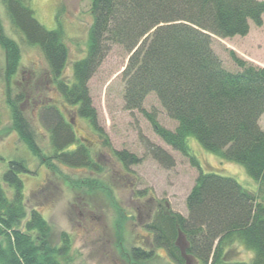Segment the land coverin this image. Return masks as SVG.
<instances>
[{
	"label": "trees",
	"instance_id": "1",
	"mask_svg": "<svg viewBox=\"0 0 264 264\" xmlns=\"http://www.w3.org/2000/svg\"><path fill=\"white\" fill-rule=\"evenodd\" d=\"M2 1L14 30L28 45L42 51L57 93L77 106L78 115L91 125L96 127V117L87 81L113 45L129 56L122 71L125 108L142 111L144 98L153 93L176 122L174 130H168L152 113L144 112L156 135L199 171L185 200L187 216L158 210L147 223L152 244L164 247L178 264H184L186 258L201 264H264V200L258 199L264 194V130L259 126L264 112V68L247 65L229 51L240 70H226L211 46L212 35L243 36L250 22L261 25L264 0H90L92 23L86 53L73 62L70 82L59 79L68 57L61 32L47 30L36 20L31 0ZM0 45L9 78L16 71L20 50L3 33L1 24ZM15 101L18 97L13 103L7 100L12 128L52 173L61 175L51 163L54 160L68 167L98 169L88 146L77 139L71 122L54 106L42 116L49 136V149L44 153ZM188 136L219 158L241 165L258 183V194L232 177L203 171L191 153ZM153 152L158 161L173 164L162 149ZM114 154L124 165L139 161L126 150ZM28 173L21 159L9 160L1 173L0 264L67 262L68 237L62 234L61 244L51 246L50 228L42 214L35 208L27 211L21 174ZM178 238L183 247L176 244ZM238 246L252 253L249 262L231 260V252H239ZM130 254L134 260L151 257L143 249L133 248Z\"/></svg>",
	"mask_w": 264,
	"mask_h": 264
},
{
	"label": "rangeland",
	"instance_id": "2",
	"mask_svg": "<svg viewBox=\"0 0 264 264\" xmlns=\"http://www.w3.org/2000/svg\"><path fill=\"white\" fill-rule=\"evenodd\" d=\"M36 20L47 30H59L67 47L68 57L59 79L73 80V62L84 58L88 30L92 23L90 0H31ZM0 24L3 33L17 42L19 59L15 73L5 75V52L0 45V177L7 162L21 159L30 170L21 174L27 211L37 209L49 225L48 242L61 244L65 234L70 242L67 262L62 264H178L162 246L152 244L153 233L147 223L155 212H176L187 216L185 200L198 175L197 167L180 152L172 149L153 130L144 112L152 113L157 122L174 130L176 122L159 104L153 93L142 102V111L126 109L123 101L122 71L128 54L113 45L104 55L87 81V92L95 110L96 127L78 115L75 105L68 104L57 93L56 83L49 74L48 63L37 46L28 45L11 26L0 0ZM211 46L229 71L239 69L229 51L247 65L264 68V13L261 25L249 23L246 35L211 36ZM22 111L35 132V140L47 154L48 123L44 111L54 106L70 121L77 139L90 149L97 170L68 167L52 161L61 173H52L20 140L12 128L8 98ZM259 126L264 130V112ZM188 146L203 171H216L235 179L244 189L258 194V183L244 168L205 150L192 136ZM162 149L173 160L169 165L154 157ZM134 154L138 163L124 165L114 151ZM43 153V154H44ZM47 156V155H44ZM83 182L75 185L66 182ZM65 180V181H64ZM258 199L264 200V194ZM183 247V240L176 239ZM150 254L147 260H134L132 249ZM231 260L249 262L252 253L238 246ZM184 264H201L186 258Z\"/></svg>",
	"mask_w": 264,
	"mask_h": 264
},
{
	"label": "flooded vegetation",
	"instance_id": "3",
	"mask_svg": "<svg viewBox=\"0 0 264 264\" xmlns=\"http://www.w3.org/2000/svg\"><path fill=\"white\" fill-rule=\"evenodd\" d=\"M156 213V212H155Z\"/></svg>",
	"mask_w": 264,
	"mask_h": 264
}]
</instances>
